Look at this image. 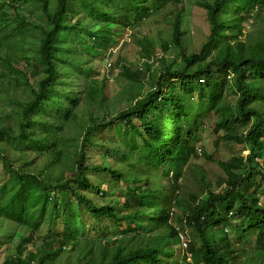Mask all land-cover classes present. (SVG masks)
I'll use <instances>...</instances> for the list:
<instances>
[{"label":"trees","instance_id":"trees-1","mask_svg":"<svg viewBox=\"0 0 264 264\" xmlns=\"http://www.w3.org/2000/svg\"><path fill=\"white\" fill-rule=\"evenodd\" d=\"M180 2L0 0V221L27 231L15 232V253L1 264H54L66 250L74 264H185L186 252L189 264H252L236 260L232 235L253 238L254 257L264 259V0L197 2L208 34L194 53L181 40L180 14L168 40L135 38L142 67L116 60L125 108L93 115L107 80L95 78L96 64L81 55L90 48L101 57L123 28L135 30ZM73 15L88 18L89 28L72 23ZM82 100L86 119L77 112ZM208 115L212 137L246 155H204L220 169V191L194 168L200 191L181 194L177 181L202 156L196 140ZM108 129L115 141L101 136ZM94 149L103 163L87 164ZM31 153L48 161L34 168ZM158 167L168 189L150 185Z\"/></svg>","mask_w":264,"mask_h":264},{"label":"rangeland","instance_id":"rangeland-1","mask_svg":"<svg viewBox=\"0 0 264 264\" xmlns=\"http://www.w3.org/2000/svg\"><path fill=\"white\" fill-rule=\"evenodd\" d=\"M201 0H181V6H168L166 9L162 10V12L155 14L149 18L148 20L144 21L139 27L135 30L125 29L117 36L116 40L113 41L109 47V49L101 56L95 58L94 53L91 51L90 48L85 50L86 52L89 51L87 54H83L81 56H87L89 60V65L96 64L94 74L95 78L107 80L106 83V96L104 100V105L99 112L93 113L94 117L101 118L103 115L108 114L113 115L125 108L124 103L125 100L128 101L127 95L128 91L124 87V80L123 78L119 77L120 69L117 66V58H122L125 60V64L130 68V70H134L135 68L142 67V59L139 58V45L135 42V38L141 40L144 36L149 35V37L155 38V41L158 39L168 40L170 36V23L173 21L175 14H180L183 20V24L181 27L182 37L181 40H184V46L186 47L187 51L189 52H197L203 43L206 40V36L208 34V22L206 19L205 11L197 6V2ZM70 21L72 23H77L81 28L87 29L90 25V20L86 17H79V16H71ZM252 24L245 25L243 33L247 34L251 31ZM152 38V40H153ZM27 43L34 44L33 40L28 39ZM155 56H161V52L158 48H155ZM108 52V56H107ZM175 54H167L166 57H173ZM168 59V58H167ZM154 66H156V62H153ZM21 68H24V64L20 63ZM110 67V68H109ZM109 68V69H108ZM27 69L29 67L27 66ZM230 80L229 78H226ZM83 100L80 103V106L77 110L78 116L82 118H87L86 112L84 108L86 105L83 106ZM96 111V110H95ZM212 116L208 115V119L204 118V122L202 124L203 129L198 131V139L197 146L198 152L202 154L200 157L193 158L189 161L188 166L185 167L182 177L179 179V185L181 187V194H188V193H199V186L198 183L194 182L193 176L195 175L192 171L194 168H203V174L207 175L205 179L208 183L212 185L215 191H220V187L214 183V180L220 179L222 176L220 169L214 165L212 161H208L204 159V155H212L213 160H217L218 158H223L224 160H228L229 157H233L236 155H246V150L243 149L242 146L236 145L233 143H222L219 139V135L215 138L212 137L211 128H212ZM104 140L108 141H115V134L113 133L112 129H108L102 133ZM114 144V143H113ZM246 149V148H245ZM101 151L96 149L88 152L89 159L87 164L91 165H98L103 163V161L98 159L101 156ZM106 158V163L114 164V160L111 158ZM28 160H32L33 167H42L48 159L46 157H38L37 155L30 154ZM104 161V162H105ZM164 165L159 166L163 168ZM158 167V169H159ZM189 167V168H188ZM188 168V169H187ZM6 179L4 171L2 170V166L0 163V184ZM172 180V178H171ZM151 183L150 185L160 184V186L164 189H168L170 185V181L167 180L162 174L161 169L157 172H154V175L151 176ZM180 194V193H179ZM173 216L179 215V213L174 209ZM84 222L87 227H94L96 228V224L94 221H91L87 216H84ZM105 225V224H104ZM46 230L45 227L40 229V232H44ZM21 231L20 233L26 234L27 231L19 228L12 222H7L4 220L0 221V264L4 260L5 257L14 254V247L16 242L19 240V236L15 234V232ZM3 232H9L11 237L8 238L4 235ZM189 240H191L190 236L187 234ZM41 237H37L35 241L31 244H28L26 247L27 251H34L36 250V246L39 245ZM217 241H219V237H217ZM231 242L237 245V251L235 253L236 260L241 262V260H249L250 258L253 259L252 264H264V259L259 260L256 259L254 256L253 250V238L249 243V239L240 238L239 236L232 235ZM184 251L178 249L177 252L175 250L174 255L179 259ZM187 256V252H186ZM185 264H189L190 260L186 257L183 259ZM75 262V255L72 252L64 251V253L54 262V264H74Z\"/></svg>","mask_w":264,"mask_h":264},{"label":"clouds","instance_id":"clouds-1","mask_svg":"<svg viewBox=\"0 0 264 264\" xmlns=\"http://www.w3.org/2000/svg\"><path fill=\"white\" fill-rule=\"evenodd\" d=\"M177 192H175V194H176ZM174 211V210H173ZM173 211H172V214H173ZM178 230V229H177ZM185 234H183V233H181L178 237H182V236H184ZM219 249H216L215 250V252H214V254L218 251Z\"/></svg>","mask_w":264,"mask_h":264},{"label":"bare ground","instance_id":"bare-ground-1","mask_svg":"<svg viewBox=\"0 0 264 264\" xmlns=\"http://www.w3.org/2000/svg\"><path fill=\"white\" fill-rule=\"evenodd\" d=\"M229 76H231V73L229 74ZM177 182H178V184H179V179H178ZM187 258L189 259V257H188V253H187ZM189 260H190V259H189Z\"/></svg>","mask_w":264,"mask_h":264}]
</instances>
